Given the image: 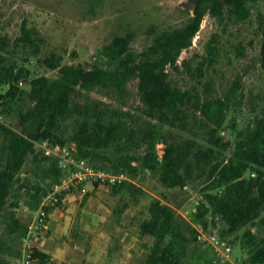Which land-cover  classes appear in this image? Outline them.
<instances>
[{"label": "trees", "instance_id": "trees-1", "mask_svg": "<svg viewBox=\"0 0 264 264\" xmlns=\"http://www.w3.org/2000/svg\"><path fill=\"white\" fill-rule=\"evenodd\" d=\"M259 0H188L192 14L189 23L181 29L164 31L144 52L130 49V38L116 36L104 48L108 68L86 69L81 65L62 64V56L51 53L39 58L44 38L26 20L14 45L25 49L23 62L37 58L43 66L58 70L54 78H34L28 90L22 91L16 83L29 74L25 65H18L8 56V37L0 36V84L12 83L4 96L3 110L17 112L18 127L0 124V223L5 225L0 235V264H12L21 256L23 238L29 222L16 212L20 191L15 190L18 175L29 157L33 182L28 190L26 205L36 211L43 197L65 174L57 166V158L46 157L35 149V141L50 139L66 144L56 135L61 121L76 117L78 129L72 141L78 158L87 160L94 168L112 173H125L131 180L112 187L114 194L129 196L136 202L147 192L132 180L142 172L157 175L167 188L184 189L195 180H203V200L194 221L212 216L210 230L216 229V218L224 225L223 232L246 230L241 247L247 252V264H264V233L258 235L252 226L264 225L260 213L264 209V102L260 115L253 124L238 130L233 144L221 135L227 112L239 90V81L223 97H211L210 84L205 94L174 87L167 72L168 65H176L181 52L192 45L207 10L213 17L224 21L226 16L235 21H246ZM211 65L218 49L209 45ZM264 67V41L261 48ZM203 66H199L203 76ZM137 79L144 113L155 122L141 127L135 116L121 107L90 99L75 100L78 88L107 89L122 97L127 84ZM24 94L32 105L17 107V98ZM200 115L208 146L194 139H179L164 126L190 131V112ZM231 128H235L232 119ZM163 144L160 156L157 145ZM232 148V154L227 152ZM250 173L249 176H246ZM10 199L12 202L9 203ZM148 216L139 222V233L153 238L147 249L145 264H216L211 246L202 248L198 243V230L193 222L184 218L176 206L154 197ZM205 229L207 225L204 226ZM218 231V229H217ZM224 237V236H223ZM202 243V242H201ZM203 244V243H202ZM193 252L192 258L189 254ZM37 264H48L46 254L36 251ZM188 259V260H187ZM187 260V261H186Z\"/></svg>", "mask_w": 264, "mask_h": 264}, {"label": "rangeland", "instance_id": "rangeland-1", "mask_svg": "<svg viewBox=\"0 0 264 264\" xmlns=\"http://www.w3.org/2000/svg\"><path fill=\"white\" fill-rule=\"evenodd\" d=\"M188 0H0V36H7L8 56L13 57L18 65H25L29 70L22 91L28 90L34 78L46 76L54 78L58 70H51L32 58L23 62L25 49L15 46L14 42L21 34V24L27 21L30 27L37 28L44 38L39 58L56 53L62 56V64L81 65L86 69L94 67L108 68L109 64L103 55L104 48L116 36L130 38V49L141 53L147 50L154 39L164 31L184 28L192 16L186 5ZM264 41V0H259L246 21H235L226 16L224 21L212 16L207 10L197 35L189 48L184 49L178 57L176 65H168L169 80L174 87L182 90L197 91L205 94V87L210 84L211 97H223L239 81V90L227 112V118L221 135L232 144L238 130L254 123L260 115L264 102V67L261 63V48ZM218 49L210 65L208 60L209 45ZM203 63V76L199 66ZM80 94L75 100L84 103L94 99L107 104L124 108L131 112L141 127H147L149 122H155L144 113L146 108L139 91L137 79H132L126 86L122 97L115 96L107 89L96 87L92 90L78 88ZM17 107L27 109L32 102L24 94L17 98ZM190 131L182 132L177 128L164 126V131L172 132L179 139H194L199 145L206 147V135L200 115L190 112ZM235 120V128H231V120ZM79 119L67 118L60 122L56 135L65 139L70 150L75 147L72 141L74 132L78 129ZM7 124L19 130L17 112L12 111L7 117ZM164 145L158 144L157 151L163 154ZM35 149L38 145L35 141ZM77 154V152H76ZM232 154V148L227 156ZM31 157L28 158L21 173L18 175L15 190L20 191L17 215L29 222L34 215L25 203L28 190L33 182ZM247 173L246 176H249ZM132 180L143 188L147 194L134 201L129 196H120L119 206L128 204L127 214L121 219L129 230L131 238L138 237L139 222L148 216L149 206L154 197L176 206L178 211L198 228L207 225L206 231L212 226V216L194 221V208L197 202L203 200L201 189L203 180H195L184 189L167 188L150 171H144ZM91 186V184H88ZM12 202L10 199L9 203ZM200 204V203H199ZM199 206V205H198ZM199 212V211H198ZM264 220V209L260 213ZM134 216V218L132 217ZM216 229L232 245L233 253L226 262L216 264H247V252L241 247L244 234L250 227L235 232L224 233V225L216 220ZM205 228V227H204ZM258 235L264 233V225L251 227ZM5 225L0 223V235ZM137 235V236H136ZM144 246L152 245L153 238L143 237ZM202 248H208L205 243H198ZM146 249V248H145ZM147 250V249H146ZM145 250V251H146ZM146 252H144L145 257ZM193 252L189 254L192 258ZM143 257V258H144ZM188 260V259H187ZM186 260V261H187Z\"/></svg>", "mask_w": 264, "mask_h": 264}, {"label": "crops", "instance_id": "crops-1", "mask_svg": "<svg viewBox=\"0 0 264 264\" xmlns=\"http://www.w3.org/2000/svg\"><path fill=\"white\" fill-rule=\"evenodd\" d=\"M87 188L86 195L69 193L51 212L49 229L38 246L48 264H145L143 236L132 239L121 220L128 208L119 206L123 194L92 184Z\"/></svg>", "mask_w": 264, "mask_h": 264}, {"label": "built area", "instance_id": "built-area-1", "mask_svg": "<svg viewBox=\"0 0 264 264\" xmlns=\"http://www.w3.org/2000/svg\"><path fill=\"white\" fill-rule=\"evenodd\" d=\"M25 83L24 80H20L16 85L21 88ZM12 85V83L0 84V124L8 125L7 117L9 114L3 110L2 103L4 96L7 95ZM36 144L44 156L57 158V166L65 174L52 190L43 197L39 208L28 224L26 236L23 238L21 256L16 258L12 264H37L35 254L49 229L51 212L61 205L69 193L78 191L80 194L86 195L89 193L88 184L112 188L131 180L125 173H112L94 168L87 160L78 158L75 147L70 150L58 142H52L50 139L38 140ZM197 203L199 205L200 202ZM198 205L194 208V213H198ZM216 220L219 221V218L217 217ZM195 227L198 230V240L211 246L214 250L215 262L228 261L233 253L230 242L221 236L217 229L206 231L204 227Z\"/></svg>", "mask_w": 264, "mask_h": 264}]
</instances>
